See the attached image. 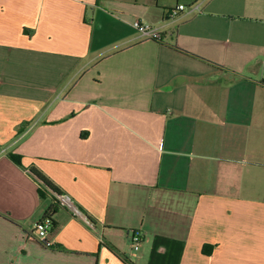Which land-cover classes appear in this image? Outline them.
I'll list each match as a JSON object with an SVG mask.
<instances>
[{
    "label": "crops",
    "instance_id": "crops-1",
    "mask_svg": "<svg viewBox=\"0 0 264 264\" xmlns=\"http://www.w3.org/2000/svg\"><path fill=\"white\" fill-rule=\"evenodd\" d=\"M262 83L264 0H0V264H264Z\"/></svg>",
    "mask_w": 264,
    "mask_h": 264
},
{
    "label": "built area",
    "instance_id": "built-area-1",
    "mask_svg": "<svg viewBox=\"0 0 264 264\" xmlns=\"http://www.w3.org/2000/svg\"><path fill=\"white\" fill-rule=\"evenodd\" d=\"M200 3L198 1H193L188 5L178 4L170 12L169 17H175L178 13L186 12L188 14L199 13ZM133 29L138 33L139 38L148 39L153 41H159L161 39V34L159 30L155 27H152L146 23L140 21H134L132 23ZM44 186L43 184H41ZM47 188V187H46ZM48 189V188H47ZM51 191V196L54 203L67 211L72 217L80 220L88 227L92 228V222L85 215V213L75 204L72 198L66 193H57ZM52 228L51 221L48 218H43L39 220L33 227L32 235L33 238L45 248H51L52 242L49 238V233ZM129 244L133 251L137 252L140 249L142 242V235L140 231H129Z\"/></svg>",
    "mask_w": 264,
    "mask_h": 264
},
{
    "label": "rangeland",
    "instance_id": "rangeland-1",
    "mask_svg": "<svg viewBox=\"0 0 264 264\" xmlns=\"http://www.w3.org/2000/svg\"><path fill=\"white\" fill-rule=\"evenodd\" d=\"M255 80H257V82L259 81V83H261V81H260L261 78H258V79H255ZM262 85H264V83H262ZM259 87L260 86H258L257 84H253V86H251V85L250 86L249 85H244V84H237V85L233 86L231 89L239 92V91H244V90H249V89H259ZM262 89H264V86H262ZM228 90H229V88H226L225 86L222 87V91H228ZM219 131H220V129H219ZM243 131L244 130H238V137H239V139H240V135H241V133ZM237 149H240V146H237ZM249 153L250 152H248L247 154H249ZM253 153L255 155H257L259 152L258 151H255V149H253ZM260 153H261V151H260Z\"/></svg>",
    "mask_w": 264,
    "mask_h": 264
},
{
    "label": "trees",
    "instance_id": "trees-1",
    "mask_svg": "<svg viewBox=\"0 0 264 264\" xmlns=\"http://www.w3.org/2000/svg\"><path fill=\"white\" fill-rule=\"evenodd\" d=\"M11 159L13 161H15L16 163H19V159L17 157L11 156ZM29 172L37 180V182H39L40 184H43L44 186H46L48 189L52 190L53 192L59 193V191L46 178H44L41 174H39L33 170H31ZM45 218H48V217H45ZM48 219L50 220V218H48ZM51 224H52V226H54L52 221H51Z\"/></svg>",
    "mask_w": 264,
    "mask_h": 264
}]
</instances>
